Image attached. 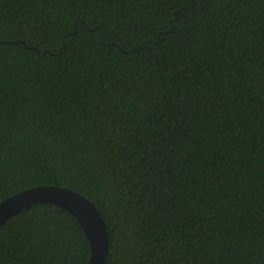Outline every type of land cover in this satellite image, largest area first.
<instances>
[{
    "label": "trees",
    "instance_id": "1",
    "mask_svg": "<svg viewBox=\"0 0 264 264\" xmlns=\"http://www.w3.org/2000/svg\"><path fill=\"white\" fill-rule=\"evenodd\" d=\"M58 185L107 264H264V0H0V203ZM70 211L0 230V264H88Z\"/></svg>",
    "mask_w": 264,
    "mask_h": 264
},
{
    "label": "water",
    "instance_id": "2",
    "mask_svg": "<svg viewBox=\"0 0 264 264\" xmlns=\"http://www.w3.org/2000/svg\"><path fill=\"white\" fill-rule=\"evenodd\" d=\"M36 204H54L74 214L91 243L88 264H107L110 236L106 221L90 199L71 188L41 185L6 198L0 203V230L10 219Z\"/></svg>",
    "mask_w": 264,
    "mask_h": 264
}]
</instances>
